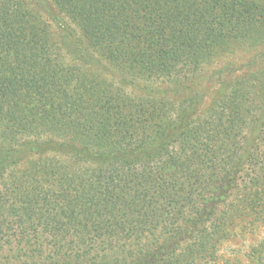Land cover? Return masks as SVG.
<instances>
[{
    "label": "trees",
    "instance_id": "1",
    "mask_svg": "<svg viewBox=\"0 0 264 264\" xmlns=\"http://www.w3.org/2000/svg\"><path fill=\"white\" fill-rule=\"evenodd\" d=\"M262 226L264 0H0V264H237Z\"/></svg>",
    "mask_w": 264,
    "mask_h": 264
},
{
    "label": "rangeland",
    "instance_id": "2",
    "mask_svg": "<svg viewBox=\"0 0 264 264\" xmlns=\"http://www.w3.org/2000/svg\"><path fill=\"white\" fill-rule=\"evenodd\" d=\"M257 51L258 50H248L243 47H235L231 54H226L211 65L205 66L200 73L202 79H204L201 83L200 89L206 94L207 92H210V90H214L218 85L216 81L218 77L216 74H218L220 70L226 71L229 68H232L238 71L229 74H255V72L260 70L261 64H259V59L256 61L257 64L252 65L249 68L245 67V65ZM226 72L228 73V71ZM210 76L212 79H210ZM233 77L234 75L228 77L227 80H231ZM261 243L264 246V226L260 227L254 233L245 236H237L233 240L225 243L221 248L220 254L224 259H230V261L236 262L237 264H249L247 256L250 253L251 248L258 247Z\"/></svg>",
    "mask_w": 264,
    "mask_h": 264
}]
</instances>
